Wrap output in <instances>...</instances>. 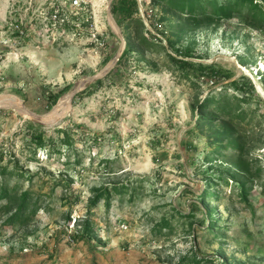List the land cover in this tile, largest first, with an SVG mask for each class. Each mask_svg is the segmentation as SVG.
Here are the masks:
<instances>
[{
  "label": "rangeland",
  "instance_id": "1",
  "mask_svg": "<svg viewBox=\"0 0 264 264\" xmlns=\"http://www.w3.org/2000/svg\"><path fill=\"white\" fill-rule=\"evenodd\" d=\"M44 1L0 0V187L33 196L14 222L16 205L0 200V264H182L193 254L264 264V27L187 23L162 0H138L162 39L152 48L145 31L119 25V34L111 0H92L103 45L51 42L27 9ZM19 16L23 37L8 26ZM127 41L133 50L119 61ZM185 47L231 77L186 75L169 56ZM234 80L250 99L240 101ZM67 94L69 110L47 124ZM209 94H227L240 113L209 106L200 123ZM32 128L51 146L34 151ZM107 185L121 190L91 206ZM85 220L95 233L83 238Z\"/></svg>",
  "mask_w": 264,
  "mask_h": 264
},
{
  "label": "trees",
  "instance_id": "2",
  "mask_svg": "<svg viewBox=\"0 0 264 264\" xmlns=\"http://www.w3.org/2000/svg\"><path fill=\"white\" fill-rule=\"evenodd\" d=\"M156 1V0H155ZM168 6V11L178 12L181 15H184L187 23H194L197 25L203 23H213L219 22L222 19H234L237 18L241 22L247 23L254 28L264 27V0H162ZM111 12L115 16L118 24L129 29L138 30L142 33V38L149 47H156L158 44L163 45L162 39L160 36L152 33L149 29H146L143 18L140 16V3L138 0H113L111 3ZM24 27V26H23ZM25 29V28H24ZM16 35H19V32H14ZM133 46L127 41V47L122 53L119 61H121L125 56L132 52ZM177 52L181 54L173 55L169 53V56L173 63L180 68L182 71H185L188 76H206L208 78H221L222 76L230 78V72L223 69L221 66H218L215 63H204L201 61H194L191 59L195 57V52L188 47L177 49ZM200 57V56H198ZM104 78L98 79L94 84H91L89 90H84L82 93L93 92L94 89L100 87L103 83ZM235 87L241 91V96L239 97L240 101H247L249 98L248 92L243 90L241 86H238L237 81H233ZM59 93L52 96V102L56 103L59 98ZM230 102V98L227 94L222 95H208L201 103H199V108L201 112L199 114L200 123L203 120H206L207 115L204 114V110L209 106L217 108L219 111H228L233 112L237 111L240 113L238 108H228L227 104ZM56 131H64L62 128H56ZM30 140L34 144V151L37 149H46L49 147V143L54 141L52 136L46 138V130L41 128H32L30 129ZM64 144L72 145L73 138L68 133L65 134ZM51 146V145H50ZM5 172V170H4ZM242 189L245 188L242 184ZM121 189L117 185L109 187L108 185L102 189L96 191L95 199L92 200L91 206H94L95 203L101 199H104L107 204H110V196L112 192H119ZM205 193L201 195L202 198L205 197ZM211 195V193L209 194ZM208 195V196H209ZM246 195V193H245ZM201 198V199H202ZM6 199L8 207L16 205L17 210L9 218V222H14L17 219L22 220L25 217V212L29 207L30 201L33 199L32 194L29 190H25L19 196L13 195L9 192L5 185L0 187V200ZM35 204V202H34ZM37 210L35 205L33 210L34 213ZM85 220L84 232L79 236L85 238L86 235L94 234L93 226L91 223ZM213 220H209L211 223ZM165 221L163 224H166ZM162 224V225H163ZM210 230H214L212 226H208ZM182 264H201V258L197 254L193 256H183L181 260Z\"/></svg>",
  "mask_w": 264,
  "mask_h": 264
},
{
  "label": "built area",
  "instance_id": "3",
  "mask_svg": "<svg viewBox=\"0 0 264 264\" xmlns=\"http://www.w3.org/2000/svg\"><path fill=\"white\" fill-rule=\"evenodd\" d=\"M95 7L92 0H45L36 8L30 2L27 9L31 19L39 22L46 41L72 43L97 41L103 45L104 39L101 36L104 33L97 28ZM26 19L27 17L19 16L8 23L12 32H19L18 37L26 34L23 27Z\"/></svg>",
  "mask_w": 264,
  "mask_h": 264
},
{
  "label": "bare ground",
  "instance_id": "4",
  "mask_svg": "<svg viewBox=\"0 0 264 264\" xmlns=\"http://www.w3.org/2000/svg\"><path fill=\"white\" fill-rule=\"evenodd\" d=\"M70 96H71L70 94H67L66 96H64L62 100L60 101V103L58 104V106L55 108L54 112L50 115L43 117V120L47 124L50 125L54 123L57 119H59L60 117L66 114V112L70 108Z\"/></svg>",
  "mask_w": 264,
  "mask_h": 264
},
{
  "label": "water",
  "instance_id": "5",
  "mask_svg": "<svg viewBox=\"0 0 264 264\" xmlns=\"http://www.w3.org/2000/svg\"><path fill=\"white\" fill-rule=\"evenodd\" d=\"M111 2H112V0H111ZM109 15H110V17H111L112 20H113V16H112V14H111V11H109ZM113 23H114L115 26L117 27V29H118V31H119V34L122 36V32H121V29H120L119 24H118L115 20H113ZM123 41H125V40H123ZM105 71H108V69H106Z\"/></svg>",
  "mask_w": 264,
  "mask_h": 264
}]
</instances>
